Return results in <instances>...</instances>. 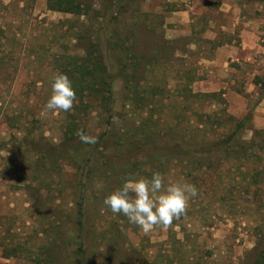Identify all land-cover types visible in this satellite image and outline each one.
I'll use <instances>...</instances> for the list:
<instances>
[{"label": "rangeland", "instance_id": "1", "mask_svg": "<svg viewBox=\"0 0 264 264\" xmlns=\"http://www.w3.org/2000/svg\"><path fill=\"white\" fill-rule=\"evenodd\" d=\"M76 1L87 15L0 0V264H251L264 245V2ZM99 55L111 115L106 94L78 90L72 110L44 113L52 76ZM245 119L244 155L208 154ZM153 172L197 195L145 234L103 201Z\"/></svg>", "mask_w": 264, "mask_h": 264}, {"label": "clouds", "instance_id": "2", "mask_svg": "<svg viewBox=\"0 0 264 264\" xmlns=\"http://www.w3.org/2000/svg\"><path fill=\"white\" fill-rule=\"evenodd\" d=\"M76 102V91L66 74L52 76L51 94L44 105V113L68 112ZM82 143L95 144L96 137L78 130ZM197 195L194 185L185 182H165L160 172H153L150 178L126 179L122 185L108 194L103 203L113 214L127 218L145 234L154 227L167 231L174 219L186 214L189 199Z\"/></svg>", "mask_w": 264, "mask_h": 264}, {"label": "trees", "instance_id": "3", "mask_svg": "<svg viewBox=\"0 0 264 264\" xmlns=\"http://www.w3.org/2000/svg\"><path fill=\"white\" fill-rule=\"evenodd\" d=\"M126 1L127 0H120L119 4L121 5H119V8H121L122 4H124ZM262 2H264V0H262ZM48 8L51 11L73 14L76 16L87 15L90 11L88 8L82 6L76 0H48ZM106 22L112 23V21L111 22L106 21ZM106 43H109V41L106 40ZM89 60H91L93 64L92 69L89 66ZM74 64L77 68L73 72L78 74V76L75 78V74H73L72 72L68 74V77L72 81L74 89L80 92V96H81L80 100L81 101L84 100L82 98H84L83 94L85 92H90L89 94H91V92H95V94L97 93L106 94V96L102 98V104L105 106L107 110H109L107 113L110 114L111 111L110 104L113 101L112 84L110 82L111 76L109 75L105 76V74L107 73V69L105 68L106 65L104 63V57L100 55L91 56L90 59L83 58V61L81 63L75 62ZM101 72H103V74L105 72V74L102 76L100 75ZM235 126H236L235 129L231 134H229V136H227V138L224 139L222 138L219 141L209 142L208 154H221L225 152L229 155L234 154L236 156H240V155H244L247 152V150H245L242 147L240 142L242 140L241 133L246 126V119L238 121ZM69 129H70L71 139L75 141L78 137L76 135L77 131L73 126L70 127ZM102 139L103 138H99V141H102ZM107 139L110 138L108 137ZM102 143L103 146H99L100 145L99 142L97 144V147L94 148V150L97 151L99 149H107L109 141L108 142L102 141ZM118 143L119 142H116V145H118ZM252 147L253 146H251V148ZM78 224L79 225L81 224L80 220L78 221ZM255 250H257L258 253L256 255L255 260L251 264H264V245L257 243V248Z\"/></svg>", "mask_w": 264, "mask_h": 264}, {"label": "crops", "instance_id": "4", "mask_svg": "<svg viewBox=\"0 0 264 264\" xmlns=\"http://www.w3.org/2000/svg\"><path fill=\"white\" fill-rule=\"evenodd\" d=\"M179 14V11H177ZM180 13H183V12H180ZM176 16H174V20L176 19L175 18ZM241 18V16H240ZM239 18V19H240ZM244 20V21H243ZM243 22L247 21L248 23H244V27L242 28V38H241V43H240V46H242L243 49H252V48H255L256 45H257V42L255 41V38H256V33L257 31L255 32V27L254 26H251L252 24V21L250 19H247L246 17H243L242 19ZM173 23V22H172ZM254 30V31H253ZM176 29H175V34H176ZM178 33V32H177ZM180 34H177V37H180L178 36Z\"/></svg>", "mask_w": 264, "mask_h": 264}]
</instances>
